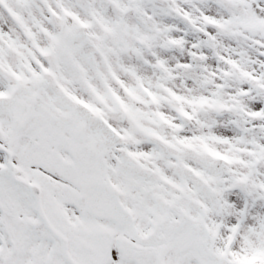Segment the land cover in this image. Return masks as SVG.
<instances>
[{"label": "snow or ice", "instance_id": "snow-or-ice-1", "mask_svg": "<svg viewBox=\"0 0 264 264\" xmlns=\"http://www.w3.org/2000/svg\"><path fill=\"white\" fill-rule=\"evenodd\" d=\"M0 264H264V0H0Z\"/></svg>", "mask_w": 264, "mask_h": 264}]
</instances>
